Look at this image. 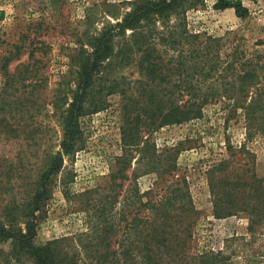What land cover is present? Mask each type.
Segmentation results:
<instances>
[{"label": "rangeland", "instance_id": "obj_1", "mask_svg": "<svg viewBox=\"0 0 264 264\" xmlns=\"http://www.w3.org/2000/svg\"><path fill=\"white\" fill-rule=\"evenodd\" d=\"M216 1L205 0L187 8V29L225 37L228 46L223 49L224 57L232 45L238 44L248 54L264 58V0H241L249 8L246 18L238 17L234 8H216ZM135 2L0 0V220L6 216L21 219L32 199L30 188L39 178L47 154L60 147L63 123L53 100L57 93L75 85L68 73L71 56L88 43L91 35L122 20ZM127 34H131L130 29ZM13 44L20 45V52L5 67ZM31 50L34 57L30 58ZM35 59L39 81L35 79L34 88L28 85L30 79L19 85V94L29 111L24 105L23 114L14 117L7 103L11 98L7 94L11 90L8 72L24 69ZM125 72L132 78L136 75L135 67ZM31 92H35L33 97ZM108 100L106 109L80 117L84 147L75 154H64L63 167L49 185L51 196L44 200L39 212L37 241L45 243L86 232L91 228L96 198H118L120 212L128 198H172L170 190L183 187L184 193L180 191L177 198H192L196 210L189 213L198 218L189 254L222 252L233 264H264V210L260 221L254 224L251 220H258V216L251 208L239 207L244 200L257 199L251 198L250 186L245 184L253 171L262 179L264 192V136L247 135L243 111L231 107L235 101L213 100L201 118L164 125L154 131L146 128L140 144L144 150L135 151L130 164L118 171L117 160L124 153V111L119 94L110 95ZM12 124L16 130L11 129ZM224 174L227 177L222 183L230 191L225 200L236 201L238 206L233 207L231 214H216L210 185L212 179L219 180ZM237 174L243 184L235 189ZM226 179L229 184L224 182ZM138 207L139 204L136 209L131 208L126 219L130 220ZM141 208V213H148ZM178 211L185 213L175 212ZM125 224L126 221H119L118 236ZM115 239L112 247L118 245Z\"/></svg>", "mask_w": 264, "mask_h": 264}, {"label": "trees", "instance_id": "obj_2", "mask_svg": "<svg viewBox=\"0 0 264 264\" xmlns=\"http://www.w3.org/2000/svg\"><path fill=\"white\" fill-rule=\"evenodd\" d=\"M204 1L136 0L122 20L107 24L97 35H91L88 43L71 56L68 73L75 85L57 93L53 100L63 123L60 147L47 154L41 174L30 188L32 199L21 219L6 216L0 220V264H233L222 252L189 254L198 218L189 213L195 209L192 198H177L180 191L184 193L183 187L172 188V198L146 201L128 198L120 212L118 198L105 201L90 198L95 199L90 229L45 243L37 241L39 212L52 193L50 182L61 171L64 154H75L84 147L80 117L106 109L112 94L120 95L124 111V153L118 157V171L130 164L135 151L144 150L140 144L146 128L154 131L164 125L201 118L206 105L220 98L234 100L232 109L243 111L249 137L264 136L263 55L248 54L234 44L224 57L223 49L228 46L225 37L187 29L186 9ZM215 7L234 8L241 18L249 15V8L241 0H217ZM13 47L5 67L20 52V45ZM36 62L35 59L24 65V69L8 72L7 84L11 90L7 94L11 98L7 103L14 117L23 114L24 105L29 111L19 94V85L29 79L32 81L28 85L34 88L37 84ZM131 67L136 69L134 78L125 72ZM30 95L33 97L35 92ZM184 97H187L185 101ZM11 129L16 130L13 124ZM226 177L224 174L219 180H211L216 214H231L233 207L238 206L236 201L225 200L224 196L230 193L222 183ZM261 180L254 171L249 175L245 184L250 186L251 198L257 199L244 200L239 205L242 209L250 207L258 216V220H251L254 224L260 221L264 210ZM224 182L229 184L227 179ZM242 184L237 174L234 188ZM138 204V211L130 220L126 219L127 213ZM141 207L148 213H141ZM177 210L185 213H176ZM119 221H126L120 236ZM113 237L117 247H112Z\"/></svg>", "mask_w": 264, "mask_h": 264}]
</instances>
